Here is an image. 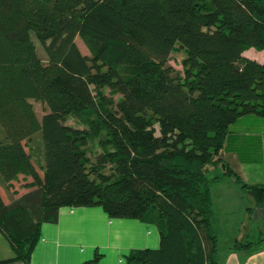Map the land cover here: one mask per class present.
Segmentation results:
<instances>
[{"label": "trees", "instance_id": "1", "mask_svg": "<svg viewBox=\"0 0 264 264\" xmlns=\"http://www.w3.org/2000/svg\"><path fill=\"white\" fill-rule=\"evenodd\" d=\"M178 47L183 74L169 65ZM250 49L264 52V0H0V182L32 179L9 205L0 192V234L14 253L0 264H31L63 207L155 225L159 248L126 264H220L221 178L210 166L221 152L245 164L262 156L260 138L232 131L264 118V62ZM32 101L47 109L41 119ZM223 176L255 199L250 216L264 225V185L226 163Z\"/></svg>", "mask_w": 264, "mask_h": 264}, {"label": "crops", "instance_id": "2", "mask_svg": "<svg viewBox=\"0 0 264 264\" xmlns=\"http://www.w3.org/2000/svg\"><path fill=\"white\" fill-rule=\"evenodd\" d=\"M251 52H254V58H251L264 62V52L255 49H251ZM262 53L263 57L260 56ZM232 131L238 136L260 138L262 156L259 162L251 164L242 163L233 152H223L222 159L246 184L264 185V118L251 116L243 119L233 126ZM229 159L233 162H229ZM215 172L213 176L211 172V177L221 178L213 184L219 220L220 264H264V242L259 243L264 235V225L262 221H254L249 211L254 208L255 199L251 197L243 212L242 205L236 199H245L246 195L242 191L234 195V189L238 186L223 176V168ZM31 182V178L21 176L9 190L0 182L5 203L9 205L13 199L31 191L25 188ZM223 239L226 241L223 242ZM235 241L257 243V246L248 254L249 250L233 249ZM159 246L160 235L155 225L137 219H112L101 207H63L58 223L42 226L41 239L33 252L31 264H84L93 260L96 254L102 255L98 264H126V257L131 252L158 249ZM13 257L8 240L0 234V261ZM6 264L24 263L14 261Z\"/></svg>", "mask_w": 264, "mask_h": 264}, {"label": "rangeland", "instance_id": "3", "mask_svg": "<svg viewBox=\"0 0 264 264\" xmlns=\"http://www.w3.org/2000/svg\"><path fill=\"white\" fill-rule=\"evenodd\" d=\"M33 39L36 43V46H37V50H38V53L40 55V57L46 61V55H45V51L43 49V47L40 45V43L38 42V40L33 36ZM77 42V45L79 47V49L81 50V52L83 54H87V55H90L89 53V50L88 48L86 47V44L85 42L81 39V38H77L76 40ZM252 53L254 52H251V49L247 51L246 55L248 57H251L252 56ZM258 56V55H257ZM261 57H263V53L260 54ZM259 56V57H260ZM186 57V54L184 52V50H182L181 48H176L175 51L171 54V57H170V60H169V65H171L176 71L178 72H181V74H183V61ZM254 58V56H252ZM104 96L107 98V99H112L114 100L116 103H118L120 101V96L118 95H113L112 93H110V91L108 90H105L104 91ZM33 105H34V108H35V111H36V114L37 116L39 117V119L42 118V116L47 112V109L40 103L38 102H35V101H32ZM71 125H73L72 122H70ZM41 146V147H40ZM42 145L39 143V150L38 153H39V157H38V160L40 162H42ZM222 155H223V152H221L220 154H218V156H216V159L219 160V162L214 165V166H210V170L212 172V176L216 173L215 170L217 169H221L223 168V171L225 170V162L224 160L222 159ZM228 160V159H227ZM229 162H233L232 159H229ZM224 165V166H223ZM229 181L232 182L233 184V181L229 179ZM236 185V184H235ZM238 187H235L234 189V192H235V196H237V192H240L242 191L241 187L239 185H237ZM212 189H213V186H212ZM215 190V189H214ZM243 192V191H242ZM245 194V193H244ZM246 195V194H245ZM247 197V198H246ZM245 199H236V201H238L241 205H242V211L243 209H245L246 207H248V203L249 201H251V197L246 195ZM11 200V199H10ZM217 209V207H216ZM238 211V210H237ZM240 212V211H239ZM244 212V211H243ZM244 216V215H243ZM241 218V217H240ZM219 221V220H218ZM230 224V223H229ZM232 225V224H231ZM226 240L223 239V242H225Z\"/></svg>", "mask_w": 264, "mask_h": 264}]
</instances>
